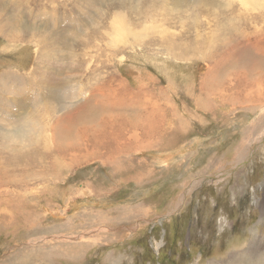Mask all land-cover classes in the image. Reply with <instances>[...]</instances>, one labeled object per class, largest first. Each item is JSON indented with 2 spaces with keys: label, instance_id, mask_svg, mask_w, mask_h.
<instances>
[{
  "label": "rangeland",
  "instance_id": "1",
  "mask_svg": "<svg viewBox=\"0 0 264 264\" xmlns=\"http://www.w3.org/2000/svg\"><path fill=\"white\" fill-rule=\"evenodd\" d=\"M240 1L0 0V264H264V0ZM116 9L155 24L119 43Z\"/></svg>",
  "mask_w": 264,
  "mask_h": 264
},
{
  "label": "clouds",
  "instance_id": "2",
  "mask_svg": "<svg viewBox=\"0 0 264 264\" xmlns=\"http://www.w3.org/2000/svg\"><path fill=\"white\" fill-rule=\"evenodd\" d=\"M155 24L154 19H148L139 27L132 21L131 14L122 9L112 12L106 26V35L119 43H126L136 37L138 33L147 31Z\"/></svg>",
  "mask_w": 264,
  "mask_h": 264
},
{
  "label": "bare ground",
  "instance_id": "3",
  "mask_svg": "<svg viewBox=\"0 0 264 264\" xmlns=\"http://www.w3.org/2000/svg\"><path fill=\"white\" fill-rule=\"evenodd\" d=\"M240 3H241L243 6L245 5V1H244V0H241ZM165 32H166L165 29L160 30V33H165ZM213 85H214V84H213ZM95 96H96V95H95ZM92 98H93V97H92ZM100 102H101V99H100ZM98 103H99V102H98ZM98 103H97V104H98ZM95 110H96V109H95ZM133 110H134V109H133ZM126 140H127V139H126ZM129 142H131V141H129ZM163 154L166 156V154H165L164 152H163ZM169 154H170V153H169ZM155 157H156V156H155ZM157 158H158V157H157ZM169 158H171V156H170V157L168 156V159H169ZM154 160H155V159H154ZM157 160H159V159H157ZM161 160H162V159H161ZM169 160H171V159H169ZM155 161H156V160H155ZM165 161H166V160H165ZM156 163H157V162H156ZM163 163H164V162H163ZM129 229L131 230V228H129ZM250 250H251V249H248V252H251ZM251 255H252V254H250V253H241V254L239 255V257H240V258H241V257H242V258H246V257L249 258ZM240 258H239V259H240ZM233 259H234V258H233ZM21 261H22V260H21ZM23 261H24V260H23ZM26 261H27V260H25V262H26ZM20 263H21V262H20ZM20 263H19V264H20ZM30 263H31V262H30ZM21 264H22V263H21ZM256 264H263V263H262V262H258V263H256Z\"/></svg>",
  "mask_w": 264,
  "mask_h": 264
}]
</instances>
